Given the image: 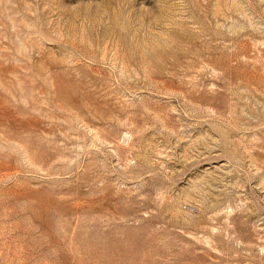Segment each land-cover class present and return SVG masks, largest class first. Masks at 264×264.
<instances>
[{"label": "rangeland", "instance_id": "rangeland-1", "mask_svg": "<svg viewBox=\"0 0 264 264\" xmlns=\"http://www.w3.org/2000/svg\"><path fill=\"white\" fill-rule=\"evenodd\" d=\"M0 264H264V0H0Z\"/></svg>", "mask_w": 264, "mask_h": 264}]
</instances>
